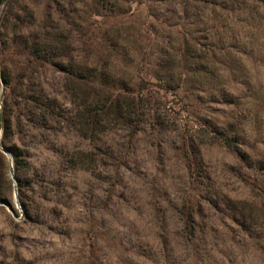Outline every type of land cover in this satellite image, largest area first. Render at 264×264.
<instances>
[{
    "label": "rangeland",
    "instance_id": "374dc122",
    "mask_svg": "<svg viewBox=\"0 0 264 264\" xmlns=\"http://www.w3.org/2000/svg\"><path fill=\"white\" fill-rule=\"evenodd\" d=\"M15 8L63 69L0 84V264H264V0Z\"/></svg>",
    "mask_w": 264,
    "mask_h": 264
},
{
    "label": "trees",
    "instance_id": "16d2710c",
    "mask_svg": "<svg viewBox=\"0 0 264 264\" xmlns=\"http://www.w3.org/2000/svg\"><path fill=\"white\" fill-rule=\"evenodd\" d=\"M17 2L18 0H0V4L3 3L0 13V84L2 85V91L5 92L1 114L3 117L5 116L4 111L7 103L13 100L12 98H15L17 101L16 107L19 110L22 108L25 113H32V109L34 111L38 109L44 115L46 110L44 111L45 104H42L44 97L41 91L43 90L34 91L32 85L27 87L24 84L23 79L25 74L28 75V73L30 74L25 79H32L34 69L52 66L54 57H59L60 59L61 36L57 34L56 28L55 34L49 31L44 33L32 32L33 22H30L29 27L24 25L22 19L15 11ZM28 13L31 19L33 14L30 11ZM7 31L12 33L10 38L7 35ZM8 59L11 60V64L6 62ZM54 64L57 69H63L59 62ZM12 68L15 69L16 77L13 76ZM18 80L21 82L20 86H18ZM221 140L228 147L233 146L223 134L221 135ZM7 151L16 169L24 161L20 150L12 146Z\"/></svg>",
    "mask_w": 264,
    "mask_h": 264
},
{
    "label": "water",
    "instance_id": "95a60500",
    "mask_svg": "<svg viewBox=\"0 0 264 264\" xmlns=\"http://www.w3.org/2000/svg\"><path fill=\"white\" fill-rule=\"evenodd\" d=\"M4 152H6L4 149H2ZM10 173H11V170H10ZM15 200H16V196H15V194H14V197H13Z\"/></svg>",
    "mask_w": 264,
    "mask_h": 264
}]
</instances>
